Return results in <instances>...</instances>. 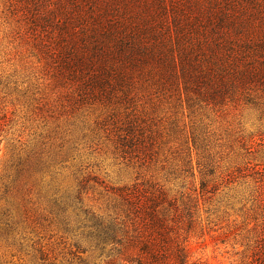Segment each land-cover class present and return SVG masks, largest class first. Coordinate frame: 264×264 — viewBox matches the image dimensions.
Instances as JSON below:
<instances>
[{
  "label": "rangeland",
  "instance_id": "374dc122",
  "mask_svg": "<svg viewBox=\"0 0 264 264\" xmlns=\"http://www.w3.org/2000/svg\"><path fill=\"white\" fill-rule=\"evenodd\" d=\"M84 1L0 0V264H33L38 250L55 264H78L72 231L79 228L80 207L105 209L100 182L117 187L151 179L178 193L192 183L201 187L202 174L213 185L196 215L190 263L264 264L263 89L253 83L248 102H227L218 112L204 105L195 115L184 97L157 98V160L148 170L127 166L99 125L104 106L85 92V81L98 71L69 56L71 50L85 65L81 50H72L89 24ZM164 1L168 13L155 11L162 0H105L140 25L167 15L164 25L173 35L176 8L178 15L183 6L197 13L208 0ZM241 1L233 2L234 15L260 27L264 0ZM37 2L41 13L33 12ZM263 58L254 55L252 66H264ZM151 66L134 72L133 81H170V69ZM88 176L98 183L88 184L79 205L77 182Z\"/></svg>",
  "mask_w": 264,
  "mask_h": 264
},
{
  "label": "trees",
  "instance_id": "16d2710c",
  "mask_svg": "<svg viewBox=\"0 0 264 264\" xmlns=\"http://www.w3.org/2000/svg\"><path fill=\"white\" fill-rule=\"evenodd\" d=\"M208 1L198 4L197 13L183 6L178 15L176 8L174 35L164 25L167 15L140 25L123 19L105 0L84 1L91 7L89 24L79 35L81 44L74 41L72 50H81L85 65L71 50L69 56L82 68L98 71L93 72L92 81H85V92L104 106L105 118L99 125L115 158L127 166L148 170L157 160L154 145L162 137L156 120L157 98L177 96L183 101L184 97L195 115L204 105L218 112L227 102L232 106L248 102L253 83L264 93V81H259L264 66H252L254 55H264V23L255 27L253 18L244 21L234 15L235 0ZM164 2L157 4L156 12H169ZM64 9L62 13L67 14ZM33 12H42L39 2ZM151 65L170 69V81H164L166 77L133 81L134 72L145 67L152 71ZM185 150L192 155L189 146ZM209 176L202 174L201 187L192 183L178 193L151 179L117 187L91 176L78 180L77 204L83 205V192L92 182L100 185L105 200L102 213L80 207L82 219L72 231L78 264H191V235L201 201L206 202L208 184L213 185ZM64 226L71 227L70 221L64 220ZM38 252L41 258L33 264H55L48 254Z\"/></svg>",
  "mask_w": 264,
  "mask_h": 264
}]
</instances>
